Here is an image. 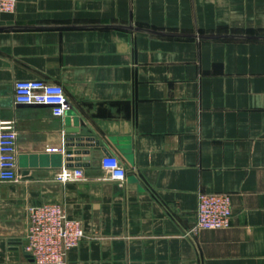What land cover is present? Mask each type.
I'll return each mask as SVG.
<instances>
[{"label": "crops", "instance_id": "crops-1", "mask_svg": "<svg viewBox=\"0 0 264 264\" xmlns=\"http://www.w3.org/2000/svg\"><path fill=\"white\" fill-rule=\"evenodd\" d=\"M23 79L62 84L70 108L16 104ZM0 122L19 172L0 181V264H34L28 207L51 201L87 232L68 264H264V0H18L0 13ZM69 134L99 144L68 155ZM201 190L231 194L229 227L192 231Z\"/></svg>", "mask_w": 264, "mask_h": 264}, {"label": "built area", "instance_id": "built-area-1", "mask_svg": "<svg viewBox=\"0 0 264 264\" xmlns=\"http://www.w3.org/2000/svg\"><path fill=\"white\" fill-rule=\"evenodd\" d=\"M18 0H0V13L15 12ZM16 104L50 106L55 116H63L70 108L62 84L43 79L17 80L14 85ZM101 164L111 177L124 180L127 171L117 155H105ZM82 168H65L57 173L61 182L83 179ZM19 179L18 131L11 123L0 122V181ZM232 196L228 192L201 190L198 194L197 222L192 231L220 229L231 225ZM25 252L34 264H68V254L86 237L82 220L70 217L62 202H44L28 207Z\"/></svg>", "mask_w": 264, "mask_h": 264}, {"label": "water", "instance_id": "water-1", "mask_svg": "<svg viewBox=\"0 0 264 264\" xmlns=\"http://www.w3.org/2000/svg\"><path fill=\"white\" fill-rule=\"evenodd\" d=\"M69 133H78L79 130L77 128H70L67 129ZM94 137L92 136H85L84 134H69L67 136V150L66 154L71 155L73 153L79 154V153H89V149L86 147H96L99 143L98 141L93 142ZM69 159L71 156H69ZM75 159L81 160L80 156H77ZM87 159V158H84ZM80 164H75V166H78ZM67 166H74V164H68Z\"/></svg>", "mask_w": 264, "mask_h": 264}]
</instances>
